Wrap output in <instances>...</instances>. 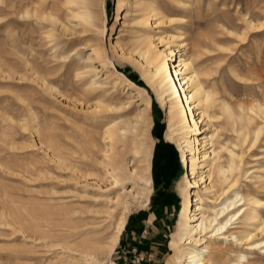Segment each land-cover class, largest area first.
<instances>
[{
	"label": "rangeland",
	"instance_id": "obj_1",
	"mask_svg": "<svg viewBox=\"0 0 264 264\" xmlns=\"http://www.w3.org/2000/svg\"><path fill=\"white\" fill-rule=\"evenodd\" d=\"M153 4L165 16L148 23ZM39 5L47 8L44 15L52 12L54 18L36 15L32 9ZM83 12H91L92 24ZM178 34L183 38L175 41ZM145 35L152 36L160 49L189 44L196 66L215 70L220 97L235 105L238 100L264 105V0H76L71 4L0 0V264H88L91 259L82 253L84 240L108 243L124 213L123 204L110 199L119 191L130 211L114 262L169 264L174 253L172 234L166 253L158 232L147 226L146 184L126 177V189L113 188L106 152L111 145L108 121L118 117L139 122L137 115L144 107L140 96L132 94L135 90L128 91L119 70L151 95L152 197L160 205H174L176 232L183 194L191 187L184 179L189 162L181 159L169 134L166 105L148 86L138 64L142 48L147 47ZM188 48H182L177 58H183ZM99 101L106 108L125 107L98 111ZM214 113L220 117L212 122L215 126L207 128V120L199 123L205 130L199 136L219 127L218 139L229 141L236 152L221 153V161L232 158L236 173L242 174L235 190L264 199V115H255L254 124L263 130L255 145H249L238 139L223 111ZM135 137L128 134L116 151L125 154L130 169L143 174L146 162L135 159ZM131 187L136 198L129 192ZM203 187H193L194 203L206 197ZM260 210L264 215V207ZM235 225L234 231L248 229L243 221ZM212 252L221 264H238L240 252L254 264H264L261 250H249L245 243L221 241ZM95 254L108 262V256Z\"/></svg>",
	"mask_w": 264,
	"mask_h": 264
},
{
	"label": "bare ground",
	"instance_id": "obj_2",
	"mask_svg": "<svg viewBox=\"0 0 264 264\" xmlns=\"http://www.w3.org/2000/svg\"><path fill=\"white\" fill-rule=\"evenodd\" d=\"M75 2L76 0H68L70 4ZM32 10L42 18H54L52 12L44 15L47 12L44 5H39ZM90 13H85L82 17L86 22L92 24L94 16ZM164 16L159 11V5L153 4L146 22L150 23L151 18L160 19ZM99 29L102 30V28ZM151 38L152 36H146L143 40L144 44L147 43V47L142 48L138 64L143 69V75L148 86L155 91L167 107L168 131L179 146L181 159L189 162V169L184 179L191 186L183 194V202L178 213V229L171 240L174 253L170 257L169 264H221L213 252L211 253L214 244L221 241L224 243L229 241V243L235 244L245 243L247 249L261 250L264 254V237L259 239L264 235V215L260 210L264 207V199L251 193L243 194L239 190H235L240 184L242 174L236 173L238 166L232 158L227 163L221 161V153L226 151L230 152L231 155H236V152L231 148L229 141L218 139V126V129H215L211 134L199 136L205 132L199 123L207 120L209 124L207 128H212L211 126H215V123L212 122L219 119L218 116L221 114L219 112L217 116L214 110L220 109L225 115L226 123L239 135L238 139L243 143L249 141V145L251 142L252 145H255L263 130V127L254 124L255 115L260 117L264 115V105L258 103L255 106L251 103H245L243 100L242 102L236 101L237 105H235L220 97L218 85H216L213 76L215 70L212 67H197L194 61L196 55L193 56V53H190L189 44L179 42L174 48L160 49ZM182 38L183 34H178L173 39L177 41L182 40ZM159 39L160 42H163L165 38L161 36ZM203 43L207 45V42L201 44ZM182 48H188L186 49L187 52L183 53V58H177L178 53L183 50ZM190 49L192 51V48ZM98 53L101 54V52ZM87 59L94 60L91 56H88ZM103 62L108 65V62ZM118 72L128 82V91L135 90V92L132 91V94L137 93L140 96L144 107L137 115L139 122L121 121L118 117L108 121L107 138L111 145L106 152H108V159L112 167L109 173L111 176L110 185L113 188L122 185L123 189H126L124 184L126 177L143 181L146 184L144 189L146 197L143 206L146 207L149 205L150 196L153 192L152 158L155 145L151 131L154 124L151 116L153 101L147 88L130 80L123 72L119 70ZM236 76L238 78L244 77L240 74ZM247 79L253 80L254 78ZM212 80L214 81L212 82ZM188 88L191 92L185 90ZM100 102L95 107L96 110H105L106 107L104 106V108ZM124 107L125 104L120 107L109 105L106 110H118ZM141 128H145V130ZM128 134H135L136 136L134 138L136 147L133 149L135 159L144 158L146 162L143 174L139 172L138 168L130 169L126 163L125 154L116 151L118 144L125 142ZM210 154L214 155L213 159L210 158ZM194 175L197 178L192 180ZM199 184L204 185L203 189L207 195L205 198L201 196L197 199L198 202L194 203L196 201L194 197L197 193L193 187L199 186ZM217 184L222 186L220 191L217 189ZM129 192L136 198V193H132V187L129 188ZM122 193L119 191L114 198H110L111 201L120 205L123 204L124 213L108 243H92L89 239L84 240L82 253L91 259L88 264L94 262L116 264L112 256L116 251L130 211L128 203L123 201L124 193ZM241 221L245 223L248 229L243 232L237 230L238 233L233 229L237 227L235 224L241 223ZM72 227H76V225ZM251 227L253 229H249ZM215 241L217 242L215 243ZM219 245H215V248L219 249ZM95 253L108 256V262H102ZM236 260L238 264H254L245 253L241 252L236 256Z\"/></svg>",
	"mask_w": 264,
	"mask_h": 264
},
{
	"label": "crops",
	"instance_id": "obj_3",
	"mask_svg": "<svg viewBox=\"0 0 264 264\" xmlns=\"http://www.w3.org/2000/svg\"><path fill=\"white\" fill-rule=\"evenodd\" d=\"M152 194L150 196L149 205L144 208L146 209L144 210L146 211L145 214L147 213V220H148L147 226L149 227L151 225V227L156 232H158L159 240L160 239L162 240V241L160 240L161 242L160 244L162 245L161 249L166 253H168L167 248L169 242V235L172 234V238H173V235L176 233L174 230H175V214L177 211L174 205L166 206V205L158 204L156 199L152 197ZM143 214L144 212H142L140 216Z\"/></svg>",
	"mask_w": 264,
	"mask_h": 264
}]
</instances>
